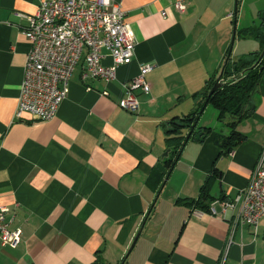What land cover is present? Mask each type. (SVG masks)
Segmentation results:
<instances>
[{
  "label": "crops",
  "instance_id": "crops-1",
  "mask_svg": "<svg viewBox=\"0 0 264 264\" xmlns=\"http://www.w3.org/2000/svg\"><path fill=\"white\" fill-rule=\"evenodd\" d=\"M40 1L0 0V206L21 229L16 248L0 247V264H264V220L240 223L235 202L264 146V72L231 151L208 133L165 166L170 122L193 112V95L219 74L236 23H227L231 0H115L136 40L132 62L108 84L82 80L79 65L51 120L16 119L31 48L18 14L33 15ZM141 63L154 65L150 92L136 91L129 113L124 84ZM199 120L194 131L206 127ZM190 142L199 147L184 160ZM213 167L214 214L176 203L196 199Z\"/></svg>",
  "mask_w": 264,
  "mask_h": 264
},
{
  "label": "built area",
  "instance_id": "built-area-1",
  "mask_svg": "<svg viewBox=\"0 0 264 264\" xmlns=\"http://www.w3.org/2000/svg\"><path fill=\"white\" fill-rule=\"evenodd\" d=\"M179 11L185 5L177 1ZM27 21L22 34L30 43L20 85L15 118L27 114L49 121L69 92L72 73L81 65V79H98L108 84L119 67L134 58L136 40L125 21V12L115 0H41L33 15L18 14ZM110 60L106 65L104 61ZM154 65L141 63L138 74L124 84L120 107L136 113L135 92H150L146 75ZM106 94V92H104ZM237 221L257 228L264 220V146L247 185L235 198ZM233 207L232 203L226 204ZM215 213L213 206L209 209ZM8 209L0 206V247L16 248L21 229H11ZM231 242V241H230Z\"/></svg>",
  "mask_w": 264,
  "mask_h": 264
},
{
  "label": "trees",
  "instance_id": "trees-1",
  "mask_svg": "<svg viewBox=\"0 0 264 264\" xmlns=\"http://www.w3.org/2000/svg\"><path fill=\"white\" fill-rule=\"evenodd\" d=\"M258 17V26L237 30L236 36L241 39L253 38L259 43L260 49L256 52L242 55L236 60H233L230 54L225 64L228 57L227 50L219 71V74L222 72V86L208 97L211 88L219 76L217 72V76L208 78L201 92L193 95L197 101L195 110L182 118H176L170 122V126L166 129V144L167 149L170 150V156L165 159V166L168 170H171L178 161L186 142L189 140H187L188 132L192 129L193 125L196 126L206 99H208V104H211L216 109L219 121H223L226 116H229L231 119L227 124L230 130L229 135L220 139L223 151H231L243 139V136L237 131V126L242 120L249 118L253 114L255 109L253 95L257 92L264 72V56L258 61L260 53L264 48V11L260 12ZM197 129L199 131H194L193 129L190 138H195L198 133L206 135L211 131L210 128L206 127ZM186 130L188 131L187 133ZM160 176L162 175L160 174ZM217 176L218 170L213 167L210 175L200 187L199 195L196 199L180 198L177 199L176 203L183 204L191 209L208 211V204L212 201L210 195L211 184ZM160 181L161 178L157 184Z\"/></svg>",
  "mask_w": 264,
  "mask_h": 264
},
{
  "label": "rangeland",
  "instance_id": "rangeland-1",
  "mask_svg": "<svg viewBox=\"0 0 264 264\" xmlns=\"http://www.w3.org/2000/svg\"><path fill=\"white\" fill-rule=\"evenodd\" d=\"M237 2V6H236ZM232 7L230 9L231 13L233 14L236 9L235 16L232 17L227 23H233L234 20L236 21V28L237 30L245 28V27H252L259 25V17L258 14L264 11V0H231ZM236 7V8H235ZM230 42V41H229ZM260 49L259 43L254 40L253 38H245V39H238L234 41L231 58L237 59L238 57L249 54L250 52H256ZM230 117L226 116L223 121H219L217 119V111L211 105L208 104L205 109L203 110L199 123L200 125H204L207 128H210L211 131L209 134L213 135L214 137L224 138L229 135V128L227 123L230 121ZM199 144H195L190 142L183 152V159H191L193 157L194 152Z\"/></svg>",
  "mask_w": 264,
  "mask_h": 264
},
{
  "label": "water",
  "instance_id": "water-1",
  "mask_svg": "<svg viewBox=\"0 0 264 264\" xmlns=\"http://www.w3.org/2000/svg\"><path fill=\"white\" fill-rule=\"evenodd\" d=\"M235 34H236V23L234 22V25H233V34H232V38H231L230 45H229V48H228V57L226 58L225 64H226V62H227V60L230 57V54L232 52V47H233V44H234V41H235ZM263 56H264V48H263L262 52L260 53V56H259L258 61H260ZM221 76H222V72H220L219 76L217 77V79L215 81V84L213 85V87L211 88V90H210V92L208 94V97H210L217 89H219L222 86L223 82L221 81ZM207 104H208V99H206V101L204 102V105H203V108L201 110V113H202V111L204 110V108H205V106ZM194 128H195V125H193L192 129L188 132L187 140L190 138V136H191L192 131H193ZM195 139H198L200 141H203L204 136L201 135V133H198L195 136ZM166 154H167V152L164 155H166ZM156 168L159 169L163 173L165 172V167L161 163H157Z\"/></svg>",
  "mask_w": 264,
  "mask_h": 264
}]
</instances>
